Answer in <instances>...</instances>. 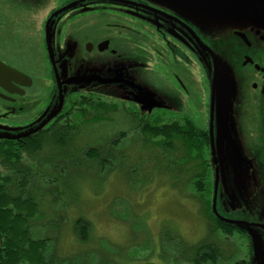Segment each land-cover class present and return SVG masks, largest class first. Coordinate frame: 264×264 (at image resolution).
I'll list each match as a JSON object with an SVG mask.
<instances>
[{
	"label": "flooded vegetation",
	"instance_id": "1",
	"mask_svg": "<svg viewBox=\"0 0 264 264\" xmlns=\"http://www.w3.org/2000/svg\"><path fill=\"white\" fill-rule=\"evenodd\" d=\"M70 64L96 65L101 78L105 67L131 68L146 92L173 95L176 118L158 126H173L181 146L180 135L191 133L214 176L223 155L264 169L256 161L264 159V0H0L1 176L10 173L2 151L15 158L22 145L56 125V106L51 113L40 109L37 96L54 91L37 88L38 73L53 79L54 66ZM21 65L44 66V74ZM147 77L158 79L161 89ZM83 87L97 96L111 94L93 84ZM218 91L227 108L226 133L218 131ZM145 117H133L132 125H148ZM175 153L186 156L182 147Z\"/></svg>",
	"mask_w": 264,
	"mask_h": 264
},
{
	"label": "rangeland",
	"instance_id": "2",
	"mask_svg": "<svg viewBox=\"0 0 264 264\" xmlns=\"http://www.w3.org/2000/svg\"><path fill=\"white\" fill-rule=\"evenodd\" d=\"M86 19L88 18L86 17ZM104 19L105 17H100V25L103 24ZM85 23L86 21L83 23L84 26ZM87 25H89L88 22ZM100 30L104 32V26ZM152 66L154 64L148 63L150 70H152ZM24 67H30L32 72L41 68L44 74V66L24 65ZM97 67L89 64L54 66V78L49 80L44 77L40 78L38 73L37 88L43 92L50 88L54 91L52 96L46 93L37 96L38 101L42 100L40 109L51 113L57 104L60 89L63 92L66 90L65 93L78 92L76 90L80 92L85 88L83 86L93 84L96 89H101L100 91L110 90V96L99 97L88 93L87 90L82 91L79 95L94 101L98 97L108 101L123 99L125 100L124 104L115 101L119 109H122L121 105H124L125 109L133 111L138 110L137 106L139 108L137 115L146 116L145 120L152 127L163 122H171L176 118L174 97L169 95L166 90L156 86L158 79L146 78V81L149 80V85L153 83L157 90L161 89V93L154 94L144 90L140 79L130 76L131 68L110 69L105 67L103 73L106 78H101L98 75ZM201 74L202 70L198 66L195 68L197 81ZM96 76L100 78H96ZM138 77H141L140 74ZM118 83L123 84L124 88H118ZM184 110L188 111V107H184ZM114 121L117 120L114 119ZM114 121L105 120L97 125L81 126L80 133L72 141V144L75 147L83 144L90 128L91 131H94L95 128V133L89 139L98 144L106 143L115 133L127 130L128 127L122 123L114 126ZM141 143H143L141 135L138 134V131H133L127 134L113 149L116 162L118 160L120 164L115 162L103 172L97 169L98 164H96L91 169V174L86 172L69 174L70 183H74L76 186L74 188L76 192L72 189L71 195L77 193V201L69 202V216L72 219L78 216L84 217L91 223L89 244L91 243V248L94 247L97 252L88 254L87 258L90 263L100 261V264H118L120 263L119 259L124 257L129 264H173V258L169 255L170 252L177 251V246L181 249L180 240L189 244L196 243L206 235V218L202 215L203 205L193 193L194 186L190 188L188 187L190 183H186L184 187L181 183L182 178L179 176L175 179L176 186H173L172 177L167 178L161 174L170 169L166 168L171 165L168 163L169 159L177 158V164L180 162L181 167H184L185 161L187 163V160L191 159L190 157L199 159L202 150L190 151L187 157L177 156L174 150H180L182 147L183 151V146L175 143L173 152L168 153L169 156L163 158L158 152V157L164 160V170L158 172L150 169L152 166L150 161L153 162L152 155L154 153L150 149L146 150L143 155H141L142 152H139ZM155 150L157 153L158 149L155 148ZM256 161L264 162V159ZM125 162L126 166H123L122 169V164ZM177 164L174 161L172 169ZM192 166L193 163L188 167ZM253 168L246 167L242 160L232 161L230 156L225 155L220 157L217 163L213 209L225 219L253 223L251 226L242 225L246 235L249 236L248 238H239L238 236L212 238V241L220 249L219 260L223 264H226L229 257L231 258L230 263L235 259H249V264H264V169L258 167L257 162ZM134 169L136 172L131 173ZM143 169L144 171H142ZM254 171V180H252L249 174ZM180 173L182 177L190 175V171L181 170ZM128 177L135 180H128ZM138 181H140V185ZM203 181L206 182L204 187L211 188L213 171L203 173ZM138 188L140 189L138 190ZM71 195H66V198H71ZM64 224L67 227L66 217ZM64 236L65 233H63ZM87 249L83 247L84 251ZM124 259L122 261H125Z\"/></svg>",
	"mask_w": 264,
	"mask_h": 264
},
{
	"label": "trees",
	"instance_id": "3",
	"mask_svg": "<svg viewBox=\"0 0 264 264\" xmlns=\"http://www.w3.org/2000/svg\"><path fill=\"white\" fill-rule=\"evenodd\" d=\"M76 91L78 92L69 91L66 96L61 97L62 106L54 116L58 117L56 125L48 132L38 133L36 139L27 141L15 158L14 155L2 151L3 158L9 161L5 160L10 166V173L0 175V264H100V261L90 263L87 258L89 253L96 251L89 244L90 221L84 217L72 219L69 216V202L77 201V193L71 195L76 186L70 183L69 174H91V169L96 164L101 172L108 170L116 162L113 149L133 131H138L141 135V155L148 149L154 153L150 169L158 172L164 170L163 158L169 156L168 153L173 152L174 144L178 143V132L173 126L152 127L144 122L133 126L132 120L133 117L137 119V114H126L127 110L119 109L115 101L101 100L100 96L95 101L86 99L79 95L82 91ZM105 120L114 121V124L111 123L114 126L122 123L128 128L124 132L115 133L103 144L90 141L89 137H93L95 133V128L94 131L90 128L83 144L76 146L77 148L72 144L80 133L81 126H93ZM192 136L188 131L180 135L186 157L190 151L201 148L199 141L192 140ZM155 148L158 149L157 153ZM158 152L163 158L158 157ZM190 158L187 163L185 161L184 167H181L180 162L177 164V158L169 159L168 163L171 165L166 168L170 169L161 174L167 178L172 177L173 186H176L175 179L178 176L182 178L184 187L186 183H193L188 184V187L194 186L193 193L203 205L206 235L196 243L189 244L180 240L181 249L177 246V251L170 252L169 256L173 258V264H223L219 260L220 249L212 238L248 236L234 222L223 220L213 212L214 179L211 188L204 187L206 162ZM174 161L177 168L172 169ZM191 163L193 166L188 167ZM116 164H120L118 160ZM123 166H126V162L122 164V169ZM181 170L190 171V175L182 177ZM133 172H136L135 169L131 171ZM128 180L135 179L128 177ZM138 182L140 185V181ZM66 195L72 197L67 199ZM65 217L67 227L64 224ZM83 247L88 248L87 251ZM123 259L124 257L120 258L118 264H129L127 259L122 261ZM230 261L229 257L226 264H249V259H235L232 263Z\"/></svg>",
	"mask_w": 264,
	"mask_h": 264
},
{
	"label": "water",
	"instance_id": "4",
	"mask_svg": "<svg viewBox=\"0 0 264 264\" xmlns=\"http://www.w3.org/2000/svg\"><path fill=\"white\" fill-rule=\"evenodd\" d=\"M60 97H61V93H60ZM61 106H62V98H60V102L58 105V111L60 110ZM55 115H56V112L53 114V116H55ZM52 117H50V118H52ZM217 121H218V123H217L218 124V131H220V132L224 131L225 133L228 132L227 125H226L227 124V108H226V104H225L224 94L222 93V91H220V93H219V91L217 92ZM221 137H222V135H220V139H221ZM218 143H219V141H218ZM214 200H215V190L213 192V203H214ZM212 209H213V206H212ZM213 212L216 214L214 209H213ZM232 222H234V221H232ZM234 223L241 229H243L242 225H245L241 222H234Z\"/></svg>",
	"mask_w": 264,
	"mask_h": 264
}]
</instances>
